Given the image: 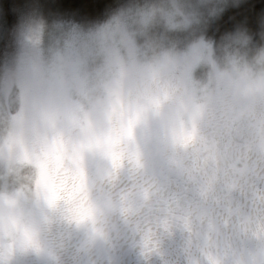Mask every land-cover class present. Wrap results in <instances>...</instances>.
<instances>
[{
  "label": "clouds",
  "instance_id": "9594fccd",
  "mask_svg": "<svg viewBox=\"0 0 264 264\" xmlns=\"http://www.w3.org/2000/svg\"><path fill=\"white\" fill-rule=\"evenodd\" d=\"M0 264H264V0H0Z\"/></svg>",
  "mask_w": 264,
  "mask_h": 264
}]
</instances>
